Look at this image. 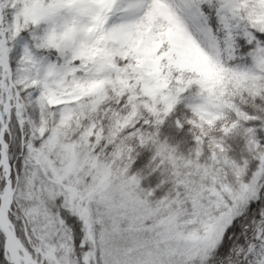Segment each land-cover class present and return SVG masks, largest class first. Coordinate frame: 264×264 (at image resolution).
<instances>
[{"label": "snow or ice", "instance_id": "snow-or-ice-1", "mask_svg": "<svg viewBox=\"0 0 264 264\" xmlns=\"http://www.w3.org/2000/svg\"><path fill=\"white\" fill-rule=\"evenodd\" d=\"M0 264H264V0H0Z\"/></svg>", "mask_w": 264, "mask_h": 264}]
</instances>
